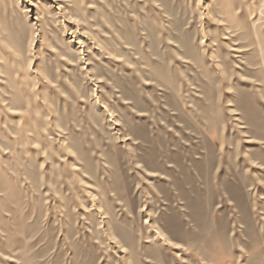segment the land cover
I'll use <instances>...</instances> for the list:
<instances>
[{
    "label": "rangeland",
    "instance_id": "rangeland-1",
    "mask_svg": "<svg viewBox=\"0 0 264 264\" xmlns=\"http://www.w3.org/2000/svg\"><path fill=\"white\" fill-rule=\"evenodd\" d=\"M0 264H264V0H0Z\"/></svg>",
    "mask_w": 264,
    "mask_h": 264
},
{
    "label": "bare ground",
    "instance_id": "bare-ground-1",
    "mask_svg": "<svg viewBox=\"0 0 264 264\" xmlns=\"http://www.w3.org/2000/svg\"><path fill=\"white\" fill-rule=\"evenodd\" d=\"M250 162V161H249ZM253 163V162H252ZM229 172V171H228ZM227 201V200H226Z\"/></svg>",
    "mask_w": 264,
    "mask_h": 264
}]
</instances>
